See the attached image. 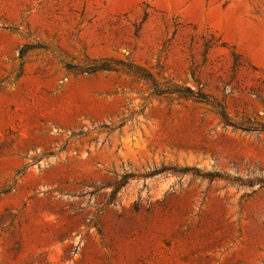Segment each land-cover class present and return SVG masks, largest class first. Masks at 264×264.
I'll use <instances>...</instances> for the list:
<instances>
[{
  "label": "rangeland",
  "instance_id": "obj_1",
  "mask_svg": "<svg viewBox=\"0 0 264 264\" xmlns=\"http://www.w3.org/2000/svg\"><path fill=\"white\" fill-rule=\"evenodd\" d=\"M216 103L264 123V0H0V264H264V132Z\"/></svg>",
  "mask_w": 264,
  "mask_h": 264
},
{
  "label": "trees",
  "instance_id": "obj_2",
  "mask_svg": "<svg viewBox=\"0 0 264 264\" xmlns=\"http://www.w3.org/2000/svg\"><path fill=\"white\" fill-rule=\"evenodd\" d=\"M124 65L128 67V69L131 71V73L139 78H143L147 81L150 82L152 91L156 95H160L162 93L166 94H172L176 95L178 97H182L185 99H192L198 102H203L209 104L210 101L207 98V96L200 92V91H194L191 88L187 87H181V86H171V87H166L165 89H160L155 80L151 77V75L145 70H143L140 67H131L123 64L122 62L118 61H103L99 62L94 66L93 68H90L88 71L89 72H95V71H101V70H115V65ZM216 113L218 114L221 122L223 123L224 126L227 127H232L235 130H241L245 132H250V131H257V132H264V123L258 122L256 124H249L248 120L247 123H240V122H234L232 121L226 114L224 107L216 103ZM172 172L178 171L180 173H184L183 171L185 170H175L173 168H170ZM155 174V173H153ZM132 176L130 172H126L120 175H116V180L112 184L114 187L110 192V197H113L114 195L117 194L118 190L123 187L126 183L127 180Z\"/></svg>",
  "mask_w": 264,
  "mask_h": 264
}]
</instances>
